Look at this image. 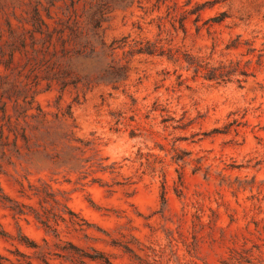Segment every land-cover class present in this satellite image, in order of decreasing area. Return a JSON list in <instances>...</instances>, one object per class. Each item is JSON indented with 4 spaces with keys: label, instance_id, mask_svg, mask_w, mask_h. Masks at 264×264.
<instances>
[{
    "label": "rangeland",
    "instance_id": "obj_1",
    "mask_svg": "<svg viewBox=\"0 0 264 264\" xmlns=\"http://www.w3.org/2000/svg\"><path fill=\"white\" fill-rule=\"evenodd\" d=\"M100 1L0 0V264H264V69L217 84L131 51L241 57L264 0H108L113 49L69 28Z\"/></svg>",
    "mask_w": 264,
    "mask_h": 264
},
{
    "label": "trees",
    "instance_id": "obj_2",
    "mask_svg": "<svg viewBox=\"0 0 264 264\" xmlns=\"http://www.w3.org/2000/svg\"><path fill=\"white\" fill-rule=\"evenodd\" d=\"M205 3H196L195 10H200L205 7ZM109 7L108 0H101L99 3L91 7L89 14L86 16L85 24L83 27L76 23L69 25L71 33L74 35L77 43L81 45H90L93 48L94 41L99 39L103 46H107L109 49L115 48V43L118 39H113L110 43L102 38L101 35V22L104 20V12ZM227 16L225 11H220L218 15L212 17L211 22L221 23ZM32 22L36 31L45 32L47 36L51 35L49 31V23L43 18L37 10H35ZM211 24V23H210ZM80 28V29H79ZM79 29V30H78ZM263 46L257 48L254 44V39L242 38L241 33H237L234 37H231L226 42L224 48L227 51L244 48L240 52L241 57L219 59L212 61L210 55L204 56L200 54H194L190 51L183 50H166L162 46H158L156 42L146 40L144 43L140 42L131 51L145 52L150 54H159L166 56L173 62H178L180 67L186 71L191 72L192 78L200 77L203 80L215 82L217 84L236 82L238 86H241L249 76H253L257 69H264V42ZM215 45V42L213 43ZM116 71H109L106 67L102 72L97 74V78H109L110 80H117L123 73L122 65L118 66ZM181 76V74H179ZM107 165H102L101 169L105 170ZM178 180L180 184L183 183V171L177 169ZM179 194V193H177ZM161 202L163 207L166 206V196L164 185H162ZM45 226L49 224L42 221ZM4 232V231H0ZM57 235V233H55ZM26 244L31 247H39L38 243L34 240L27 239ZM92 258H97L92 257ZM105 262L110 263L109 259H105ZM32 264V263H30Z\"/></svg>",
    "mask_w": 264,
    "mask_h": 264
}]
</instances>
